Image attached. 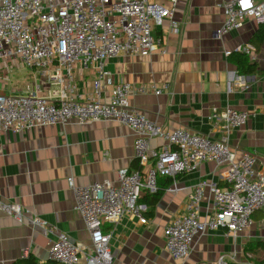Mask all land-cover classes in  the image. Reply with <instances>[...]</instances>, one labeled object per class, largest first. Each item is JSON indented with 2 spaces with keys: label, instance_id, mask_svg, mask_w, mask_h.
<instances>
[{
  "label": "crops",
  "instance_id": "1",
  "mask_svg": "<svg viewBox=\"0 0 264 264\" xmlns=\"http://www.w3.org/2000/svg\"><path fill=\"white\" fill-rule=\"evenodd\" d=\"M174 17L180 23L176 32L170 31L167 22L155 31L163 39L165 53H121L106 59L110 76L102 80L103 99H109L116 82L153 84L161 88L160 94H132L130 103L134 108L165 130L182 128L211 138H219L222 133L221 121L210 118L213 108L246 111V123L230 131L228 142L237 156L243 151L253 153L260 165L264 162V38L255 33L260 23L248 19L240 28L216 37L215 30L224 15L214 0H179ZM238 46L247 47L250 53L237 51ZM238 52L246 54L248 63L253 64L252 71H238V57H231V53ZM10 75H20L25 81L11 82ZM95 77L91 69L75 70L79 95L89 94ZM34 85L40 87L41 94L50 89L32 69L0 67V93H21ZM134 138L132 129L107 120L79 124L70 119L64 124L20 133L1 132L0 200L18 203L26 214L39 216L65 233L80 252H89V235L74 209L67 178L72 176L76 185L115 182L120 168L137 169ZM164 144L155 138L150 141V148L159 150ZM221 171L222 167L214 162H202L195 170L176 177V192L165 190L171 178L159 176V186L163 180L169 181L155 205L147 207V223L125 216L115 225H102L105 231L112 229L110 250L114 261L173 264L164 246L163 227L184 212L192 186L199 180L211 179L220 186L226 185ZM212 203L211 194L205 190L199 205L200 217L211 212ZM252 219L248 229L235 235L219 228L197 236L183 264H215L219 255L228 264H264V212L255 211ZM53 239V234L45 235L40 228L19 222L0 210V264H59L47 258ZM24 248L29 249L26 257L21 256Z\"/></svg>",
  "mask_w": 264,
  "mask_h": 264
},
{
  "label": "built area",
  "instance_id": "2",
  "mask_svg": "<svg viewBox=\"0 0 264 264\" xmlns=\"http://www.w3.org/2000/svg\"><path fill=\"white\" fill-rule=\"evenodd\" d=\"M178 1L0 0V67L32 69L50 87L46 94L40 93L38 85L21 93H0V133H20L39 126L64 124L70 119L79 124L115 121L135 133L137 169L120 168L115 182L76 185L72 176L67 178L74 209L89 235V252H80L65 233L39 216L26 214L18 203L0 200L4 213L40 228L45 235H54L47 251L52 262L117 264L110 250L112 229L105 231L102 225H115L125 216L147 223L143 215L145 206L139 203L142 192H156L159 176L170 177L171 184L165 190L176 192V177L195 170L205 161L222 167L226 185L220 186L211 179L199 180L192 186L184 212L163 227L164 246L173 264H183L197 236L219 228L235 235L252 225L255 211L264 212V162L258 165L257 157L247 151L237 156L228 142L230 131L246 123V111L213 108L210 118L221 121L222 133L219 138H211L182 128L165 130L134 108L130 103L132 94H160L161 88L153 84L116 82L109 99L102 97V80L110 76L105 68L106 59L121 53H165L163 39L155 31L166 22L170 31L179 29L180 23L174 17ZM214 1L224 15L215 30L216 37L240 28L248 19L264 23V0ZM236 49L250 53L247 47ZM77 68L91 69L96 74L85 97L77 92ZM155 138L165 142L159 150L150 148V141ZM205 190L212 196V210L200 217L199 205ZM28 253L29 249L24 248L21 256ZM215 264L228 262L219 255Z\"/></svg>",
  "mask_w": 264,
  "mask_h": 264
},
{
  "label": "trees",
  "instance_id": "3",
  "mask_svg": "<svg viewBox=\"0 0 264 264\" xmlns=\"http://www.w3.org/2000/svg\"><path fill=\"white\" fill-rule=\"evenodd\" d=\"M255 33L258 37L264 38V23H260L258 25ZM233 56L238 57L236 59V64L238 67V71L240 73H247V72L252 71L253 64L248 63V57L246 56V54L244 52L231 53V57H233ZM166 178H170V177H166ZM159 179H160V177H157L156 183H157L158 189L156 192H153V193L145 192L144 196L139 197V203L145 206V210L143 211L144 216L147 212V207L149 205L151 207H153L155 205V203L159 200L165 183H168V181H169L168 179H165V180H163L164 182L162 183V185L159 186V183H158ZM230 264H236V263H230Z\"/></svg>",
  "mask_w": 264,
  "mask_h": 264
},
{
  "label": "rangeland",
  "instance_id": "4",
  "mask_svg": "<svg viewBox=\"0 0 264 264\" xmlns=\"http://www.w3.org/2000/svg\"><path fill=\"white\" fill-rule=\"evenodd\" d=\"M25 73H23L22 72V75H24ZM10 81L11 82H19V83H21V82H24L25 81V79L24 78H20V75H15V76H13V75H10ZM17 86L19 87L20 86V84H17Z\"/></svg>",
  "mask_w": 264,
  "mask_h": 264
}]
</instances>
